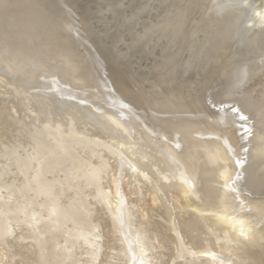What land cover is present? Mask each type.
<instances>
[{
    "label": "bare ground",
    "instance_id": "bare-ground-1",
    "mask_svg": "<svg viewBox=\"0 0 264 264\" xmlns=\"http://www.w3.org/2000/svg\"><path fill=\"white\" fill-rule=\"evenodd\" d=\"M222 1H223L224 5L230 6L227 8H229L231 13H234L237 15V17H235L236 19L238 18L237 24L232 23L234 25L233 26L234 31H232L233 34H231V38H230L231 39L230 43L232 45V49L229 53L239 57V60L241 62L242 71L246 75L250 76V78L253 81L250 84V86L254 85L252 88L260 89L262 87V83H264V0H222ZM2 5H4V4H2ZM11 13L12 12H10V15H8V16H10V18H11V15L13 14V13L12 14ZM13 16H15V15L13 14ZM71 17H72V15H71ZM1 18H3V16ZM69 18H70V16H69ZM8 21H11V20H8ZM67 21L70 22L69 19ZM71 24H72V22H71ZM10 26H9V28H11ZM69 27H71V25ZM70 30H72V32H73V29L70 28ZM70 30H65V31L66 32L68 31V33H71V32H69ZM231 30H233V28ZM11 34H13V32ZM73 34H74V32H73ZM73 34H72V36H73ZM50 35H49V37H50ZM8 36H9V34H8ZM81 39H83V38H81ZM54 40H55V38H54ZM73 40H75V39H73ZM4 41H8L9 46L12 45V44L10 45L9 40L5 39ZM26 41H27V39H26ZM55 41L57 42V40H55ZM77 41H78V39H77ZM79 41H82V40L79 39ZM62 42H64V41H62ZM1 43H2V41H1ZM27 44H29V43H27ZM21 45H23V44H20V46ZM67 45H68V43H67ZM82 45H83V43H82ZM82 45L80 44V46H82ZM87 45H89V44H87ZM1 46H3V45H1ZM89 47H87V48H89ZM12 48H14V47L12 46ZM56 48H55V50H56ZM0 49L2 50V47ZM7 49L10 50L11 47L7 48ZM7 49L4 52L8 51V53H9V50H7ZM18 49L21 50V48H19V46H18ZM18 51L16 50V52H18ZM21 51L22 52H18V53H23V48ZM65 51H67V50H65ZM10 52L12 53L11 50H10ZM56 52L58 53V51H56ZM59 52H61V51H59ZM15 53L14 54L9 53L10 55L7 54L6 56H10V57L15 56ZM81 53H82V51H81ZM85 53H87V52H85ZM5 54L6 53H4L3 55H5ZM23 54H21V55L23 56ZM69 54H67V55H69ZM27 55L25 52L26 60H28ZM29 55H33V54H29ZM6 56H3V58L4 57L7 58ZM18 56L20 57V55H18ZM93 56H95V55L93 54ZM96 56H99V55H96ZM10 57H8V58L10 59ZM31 57L29 56V58H31ZM81 57H83V55H81L79 58L80 59L84 58V57L83 58H81ZM229 57H231V55ZM3 58L0 57V59H3ZM8 58L5 61H8L9 60ZM20 58H19V60L23 59V57H22V59H20ZM85 58H86V56H85ZM224 58H225V56H224ZM35 59H37V58H35ZM35 59H32V60H35ZM42 59H39V61ZM100 59L101 58H99L98 60L100 61ZM225 59H228V58L226 57ZM228 60H226V61H228ZM5 61H3V63H5ZM13 61H10V62L13 63ZM35 61H33V62H35ZM44 61H43L44 63H42V62L41 63L45 66V63L47 62L46 66H48V63H49L48 60L47 61L44 60ZM86 61L87 60H83V62H86ZM93 61H95L94 58H93ZM93 61L91 60L90 63H88V65H86V63L79 62V64L76 66L81 67L84 64L85 66H82L84 68L85 67L88 68L90 65L92 67V65L94 64ZM96 61H97V59H96ZM99 61L95 62V64L96 63L99 64ZM101 61H102V59H101ZM226 61H224V62L226 63ZM25 62H27V61H25ZM102 62H104V61H102ZM229 62L230 61H228L226 64H229ZM61 63H60V65L62 67L63 65ZM66 63H67V61H66ZM80 63H82V64H80ZM0 64H2L1 60H0ZM6 64H9V63L7 62ZM15 64H16V66L17 65L19 66V64L14 62V66H15ZM32 64H34V63H32ZM95 64H94V66H95ZM4 65L5 64H3V66ZM20 65H21V63H20ZM23 65H24V63H23ZM49 65H50V68L55 66V64L52 66V63ZM66 65H67V67L69 66V64H66ZM66 65L64 63V66H66ZM16 66L14 68L12 66L10 67L14 70L13 72H11V74L15 72ZM69 67L68 68L70 70L72 68V66H69ZM93 67L91 69H93ZM96 67H99V66L97 65ZM225 67H227V66H221V67L217 68V72L214 73L213 75L210 72L211 75H209L208 79L203 84L202 83L200 84L201 88H203L202 89L203 94H202V98H201L202 100L199 104L195 103L197 105L194 107L196 111L200 110V113H198L194 116L192 115L193 117L190 116L187 111H184V110L180 111V110L175 109L174 104H176V102L178 104V100L176 99V102L174 103L175 100H173L171 98V95L167 92L166 87L164 85L162 86L161 84H159L158 86L156 84L154 85L155 87L157 86L156 89L159 90L160 93L159 94L156 93V94L151 95L153 98L150 96L152 98V102L150 105H146V106L144 105L143 106V104H142V107H137V108L120 107V106L117 108V106H116V108L110 110V109H108L109 104H107V103L103 104L101 102L103 99L101 100V98H99V97L98 98L101 100L99 102L101 104L99 102H97L93 97L89 98L86 95L87 98H83L85 96L84 91L80 90V92H79V88H77L78 90L75 88V87H78L79 86L78 84L81 82L80 79H78L80 76L78 75L79 76L78 78L75 76V74H78L77 70H75L74 72H73V70H70V71H72V72H70L68 69L66 70V68L64 67L66 71H69L70 73L73 74V75H68L69 76L68 79H65L68 81H67V83H65L64 87L58 86L59 81L57 83V80L55 79L56 77L53 76V74L51 72H49V70L48 71L44 70L46 72V73L42 72V73H44V75H42V73H40V75L44 76L43 80L45 79V81H43V82H47V84H48L49 83L48 80L52 79L53 82L56 81L55 84H57V85H55V87H53V89L55 90V93L51 94V98H53L57 93L60 95L61 100L65 103L70 102L72 99H76L77 103H75L76 104L75 107H77V108L83 107V108H86L87 110L88 109L91 110L89 112H91V113L93 112L94 115H91V117L89 118L90 119L89 123L92 125L102 127L103 128L102 131L104 133L108 134L110 136V139H107L106 141L102 140V139L99 140V138L97 139L94 137H92L91 139H88V137L92 136L90 134V133H92L91 131L88 132L90 134V136L87 135L88 136V137L86 136L87 138L81 137L83 134L80 137L75 136V135H74L75 137H72L71 135L66 136V134L63 135L61 130H60V127H58L59 125H58L57 120L53 119L57 122L56 123L57 125L53 127V124H50V122L53 120L50 121V117H48L49 118L48 119L46 115H45V117L47 118L46 120H49L48 121L49 124L47 121L41 122V120L40 121L37 120V121L41 122V123H39V122H36V120L34 119L35 121L32 120V123L30 125L28 124L27 127L22 128L21 126H19V123H13L12 129L9 130L8 132L13 134V136H15V138L21 139L23 141L22 142L23 145L26 142V144L29 145V148L33 150L32 153L34 152L33 154H31L34 156H30L29 152L27 153V154H29L28 157H31L30 159L29 158L26 159V156L23 155L25 157V159L28 161H26L25 159H24V162H23V160L21 161V163L19 161L18 163H20V165L19 166L17 165L18 171L15 173V174L19 173L18 176L16 175V177H19V175H20L19 179L22 177L20 180H23V181L27 180L28 182L30 181V182L36 184V189H32V191H30L29 193H33V190H34V192L38 193L37 195L35 194L37 196V199H38V197H39L38 195H41L40 198L47 196V195H48L47 197H49V196H51L50 195L51 193H54V195H55L56 194L55 192H57L55 190H58L60 188V186H58L59 188L55 189L53 184L52 185L47 184L44 181V178L46 175H44L43 172H47V169L44 171V169H42L43 164L41 165V163H45L44 162L45 160H46V162H49V160L52 156L55 165L50 164V162L53 160H51L48 163L52 167H55L57 165V163L60 164V162H61V164L70 162V165H73L72 169H71L69 166V163L67 164L70 168V169L68 168L70 171H68V175L66 174L64 180L66 181V183L67 182L68 183L71 182V183L70 184L65 183L66 187L63 186L62 191H65V192L66 191H70V192L74 191L73 193L77 194L76 195L77 198H74V196L72 198L71 195L73 193L71 192V195H70L71 199H68V202H65V201H67V199L63 198L62 197L63 195L62 196L60 195L62 198L57 197V199H58L57 201H59V199L61 198L62 200L63 199L65 200V201H62V203L65 202L66 204L64 203L65 205H59V202L61 201V199L58 202V204H53L51 202L53 205V206L51 205L52 208L49 207L47 209L48 205L46 204L47 205V207L45 206L46 209L49 211L51 209V213L48 214L45 212V214H44L42 212L43 211L42 209H45L44 207H42V209H41V208H35L36 206H34V207L31 206V204L29 202L32 201L33 198L30 201L28 199L29 202L22 201V202L17 203V201H15L16 197L14 198L11 196L12 195L11 193H14V191H11V190L7 191L6 190L7 188H5V190L7 191V194H10V195H8V196L6 195L7 198H5V197L1 198L0 197V245H2V248H0V264H62V263L64 264L65 257L66 258H73L74 256L75 257L78 256L77 262H79L80 261L79 259H82L80 257L81 255L84 258L79 262L81 264H96V263L97 264H112V262H113V264H237L236 261L232 260L231 256H227V254H224V251L222 248L216 250L215 248H213V245L214 244L217 245L218 242L220 244V240H225L226 244L228 242L230 243V242H234V241L240 242V240L241 241L242 240H245V241L248 240L249 241V239L255 235L254 234V228L251 226V222L247 218V214H246V216L243 215V212L241 213V211H242L241 206L237 205L238 203L240 204V202L237 201L238 202L237 204L233 202L234 205H232V208L230 209V205L228 203L229 202L232 203V202L230 201L231 199H229L227 194L230 191L232 192L235 188H238L240 186L243 187L245 185L244 182L247 181L248 179L251 180L252 176L254 175V173L256 171H257L256 172L257 176L259 177L260 172H258V171H259V169L263 168L261 166H263V164H264V116H263L264 113H263V111L261 112V110L258 108L259 105H255L256 103H254V101L251 100V97L253 95L251 96V95H249L250 93H247L250 91V89H249V91H247V86L243 87L242 89H239L238 93L231 94V92H230L229 93L230 95L226 94L227 96H225L223 94L224 96L221 95V96H223L222 98H221V96L218 95L220 97L218 99L213 97L214 91L220 89V86H223L222 85L224 82L223 80L227 77V75H224V74H226V73H224ZM22 68L24 69L25 66H23ZM22 68H21V70H22ZM41 68H39V69H41ZM48 68H49V66H48ZM7 69H9V68H7ZM12 69L10 71H12ZM18 69H19V67H18ZM21 70L16 71V72H18L19 75L22 74L21 76H23V74L26 72V68L24 71H22L24 73H21ZM87 70H86V72H87ZM94 70H97V69L95 68ZM31 71H32V69H31ZM31 71H27V73H28L27 83L28 84L31 82L29 78H33V76L32 77L29 76V75H32ZM35 71L36 70H33V72H35ZM38 72H40V71L38 70ZM38 72L36 75H35V73H33L35 77L37 75H39ZM69 72L67 74H69ZM91 72H92V70H91ZM102 72L103 71L101 69V73ZM6 73L4 72V75ZM11 74L9 73L8 75L11 76ZM96 74H97V71H96ZM103 74H105V73L103 72ZM107 74H108V72H107ZM109 74H108V77H109ZM8 75H6V76H8ZM16 75H17V73H16ZM40 75L38 76L39 79L41 78ZM62 75H64V74H62ZM110 75H112V74H110ZM2 76H3V74L1 72L0 78ZM14 76H15V74H14ZM14 76H11L10 81H12V83L14 81L19 80V77H17L18 80L13 79L14 80L13 81L12 77L15 78ZM91 77H93L92 74H91ZM105 77H103V78L105 79ZM8 78L10 79L9 76L7 77V79ZM25 78L21 79L23 81V82L21 81L22 83H24ZM61 78H63V76ZM95 78H97V77H95ZM99 78H101V77H99ZM103 78H102V80H103ZM9 79H8V82L5 79L6 82L9 83L8 86H10V84H11L9 82ZM31 80H33V82H32L33 84H35L34 82L37 81V80H34V78ZM40 81H41V79H40ZM40 81L38 80V82H40ZM18 82H19V86H20L21 82L20 81H18ZM103 82H104V80L101 83L103 84ZM109 82H106V81L104 82V84L106 83L105 84L106 87L108 86L107 83H109ZM111 83H112V81H111ZM111 83H109V84H111ZM28 84H26V81H25V86ZM33 84H32V86H36V84L35 85H33ZM39 84H41V83H39ZM226 84H225V86H226ZM4 85H5V83H4ZM30 85H31V83H30ZM30 85H28V86H30ZM45 85H46V83H45ZM84 85H85V83H84ZM103 85H101V87ZM147 85H149V83ZM16 86H18V85H16ZM50 86H51V84H50ZM98 86H100V85H98ZM111 86H113V83ZM114 86H115V83H114ZM143 86H145V85H143ZM22 87H24V86H22ZM22 87L20 89H22ZM43 87H45V86H43ZM47 87L51 88V87H49V84ZM92 87H93V89L95 88L94 85ZM106 87H104V88H106ZM109 87H107V88H109ZM80 88L82 89V87H80ZM107 88L105 89V91L108 92V93L106 92L108 95L107 96L104 95L106 97L105 99H108V98H111V100L114 99L112 94H111L112 97H108L109 92H110L108 90H111L110 93H113V92H112L111 88L108 90H107ZM147 88H148V86H147ZM8 89L9 88H6L4 90H8ZM95 89H97V88H95ZM99 89H101V88H99ZM99 89H97L98 92L101 91ZM121 89H122V86H121ZM16 90H18V89H16ZM39 90H41V89H39ZM76 90H77V92H76ZM102 90H103L102 92H105L104 89H102ZM89 91H91V90H89ZM11 92L9 91V94ZM40 92H42V91H40ZM85 92H88V91H85ZM91 92L92 93H89V94H93V92H95V90L94 91L92 90ZM102 92H99V93H102ZM122 92H123V94H126V92L124 93V90ZM122 92H120V93H122ZM143 92H145V91H143ZM5 93L7 94V96L9 95L6 91H5ZM5 93L3 94L4 96H5ZM114 93L116 94V92H114ZM120 93L118 92V94H120ZM222 93H224V92H221V94ZM97 94H95V95H97ZM171 94L175 95L173 92ZM10 95H12V94H10ZM95 95H93V96H95ZM120 95L122 96V94H120ZM120 95H118V96H120ZM162 95L164 98L160 97ZM36 96H39L40 100L44 99V97H45V95L41 96V95H39V93L36 94ZM99 96H101V95L99 94ZM125 96L126 95H124V97ZM49 97H50V94L48 93L47 97H45V98H48L47 99L48 104L50 102ZM200 97L201 96H199V98L197 97L198 98L197 100H199ZM2 98H4V97H2ZM79 98H83L84 100L82 101ZM95 98H97V97H95ZM121 98L119 100H121ZM127 98H125V99H127ZM258 98H256V99H258ZM0 99H1V97H0ZM135 100L136 99L134 98V101ZM146 100H148V99H146ZM2 101L7 102L8 100H3V99L0 100V102H2ZM30 101H32V100H30ZM21 102L19 100V102H17V104L21 103ZM23 102H24V100H23ZM32 102H33V104L35 103L34 101H32ZM32 102L29 103V101H28L26 103H29L28 104V106H29ZM104 102H107V101H104ZM123 102H124V99H123ZM7 103L9 104L10 102H7ZM15 103H16V101H15ZM50 103H53V102H50ZM117 103H118V101H117ZM142 103H144V102H142ZM148 103H150V102H148ZM230 103H233L236 105V107H237L236 112L235 111L232 112L231 109H229L227 107L222 108V109H217V106H219V105L230 104ZM124 104H126V103H124ZM22 105H24V104L22 103ZM35 105L31 104L32 107ZM162 105L164 107L166 106V108H165L166 111H163L164 109L162 110ZM32 107H30L31 112H32ZM38 107H44V106H37V108L36 107H34V108L38 109ZM64 107H66V106H64ZM13 108H15V107H12V109ZM45 108L47 109V107H45ZM45 108H44V110H45ZM71 108L72 107L70 106V110H71ZM77 108H74L75 111L77 113L81 112L79 110L77 111ZM1 109H2V107H1ZM3 109H6V108H3ZM39 109H42V108H39ZM54 109L52 108L50 111L52 114H53L52 111ZM61 109L64 110V108H61ZM167 109H169V111ZM47 110H46V113L49 112V110H48V112H47ZM57 110H59V108ZM80 110H81V108H80ZM191 110H192V108H191ZM27 111H29L28 108H27ZM69 111H68V113H69ZM36 112L37 111L35 110V113ZM43 112L45 114V111H43ZM43 112H41V113L43 114ZM71 112H72V110H71ZM100 112H103L105 115L101 117L99 115ZM163 112H165L164 113L165 115L163 114ZM166 112L171 113V115H169V113H168V115H166ZM3 113H5V112H3ZM3 113H0L1 118L3 116L5 118L7 115L11 116L10 114H13V112H11L10 110H9V113L7 112L8 114L6 113L7 114L6 116H5V114L2 116ZM27 113L31 114L30 112H27ZM33 113H32V116H33ZM51 113H48L49 116ZM193 113H195V112H193ZM37 114L40 115V113H37ZM37 114H35L36 119L38 116ZM55 115H57V114H55ZM63 115H67V114L64 113ZM63 115H61V116H63ZM83 115L81 114V116H83ZM13 116H15V115H12L11 117H13ZM32 116L30 115V117H32ZM41 116L44 117V115H41ZM41 116H39V117H41ZM61 116H59V117H61ZM43 117H41V118H43ZM57 117H58V115H57ZM71 117H73V115ZM97 117L99 119H102V121H100V122H99V120L97 121V119H98ZM41 118H39V119H41ZM68 118H69V116H68ZM83 118H85V117H83ZM63 119L66 120V118H63ZM79 119H82V118H79ZM73 120L75 121V119H73ZM25 121L26 120H23V122H25ZM77 121L78 120H76V122ZM82 121L84 123V120H82ZM242 121H244V122H242ZM59 122L62 123L61 120ZM66 122H68V121L66 120ZM76 122L72 123V121H69V123H71V124H74ZM86 123L89 124L88 122H86ZM86 123H84V124H86ZM66 124H68V123H66ZM2 125H3V123H2ZM64 125L65 124L63 123V125H62L63 130H64V128H63ZM66 126H68V125H66ZM70 126H68V128ZM74 126H76V125H74ZM89 126L92 127L91 125H89ZM247 127L249 128V131L243 134L242 130L246 129ZM74 128L70 127V129H74ZM84 128H85V125L83 126L82 131L84 130ZM80 129H81V127L79 128V130ZM95 129H97V128H95ZM114 129H117L118 131L120 130V133H121V134L119 133L120 136L118 135L119 137L117 139L113 138L114 137V134H113ZM76 130H78V129H76ZM91 130H92V128H91ZM78 131H75V129H74V133L78 132ZM87 131L88 130L86 129V132ZM98 131H99V129H98ZM97 132H95V133H97ZM82 133H84V132H82ZM5 134H6V132H5ZM97 135H99V133ZM240 135H243L240 138V141H242V143L236 144L235 140ZM246 135L247 136L251 135V137H246ZM101 136L103 137V135H101ZM3 138H5V137H3ZM104 138H106V137L104 136ZM17 139H15V140L17 141ZM2 140H7V139H2ZM9 142H11V141H9ZM9 142H7V143H9ZM16 145L17 144L15 143L14 146H16ZM23 145H21V146H23ZM9 146L12 147V145H10V143H9V145L8 144L5 145V148H6V150L9 149V151H10ZM23 147L25 148V146H23ZM242 147H245L243 151H242ZM2 148H4V147H2ZM26 148L24 149L25 152H27ZM29 148H28V151H29ZM13 151H14V148H13ZM100 151H101V153L103 152V155L102 154L100 155V153H99ZM6 153H7V151H6ZM13 154L11 152L9 156H11ZM15 154H16L15 156H17V153H15ZM18 154H19V152H18ZM27 154L25 153V155H27ZM9 156H8V158H9ZM45 156H48L47 158H49V159H44ZM56 156H58V157H56ZM99 156L101 157V159L99 158ZM242 156H244V160H243L244 165L242 163L240 164V161L242 160ZM1 157H5V156H1ZM1 157H0V159H1ZM18 157H21V156L18 155ZM32 157H34V158H32ZM11 158L13 160L15 159V157L13 158V156H11ZM4 159L5 158H3V160ZM6 159H7V157H6ZM12 159H11V161H12ZM18 159L19 158H16L15 160H18ZM20 159H22V158H20ZM85 159H87L88 161H85ZM108 159L115 161L116 168L114 171H116V172L118 170L122 171V173H124V175L122 174L124 176V179H125V175H127L129 179L131 178L132 183L136 184V189H134V190L137 191V194H138L139 199H140V204L137 201V203L139 204L138 206H140V208L138 207L139 209L137 210V208H136V210H137V213L139 214V217L141 218L140 222L137 224L134 223L132 220V218H133L132 216H134V213H133L134 208L137 206V203H136V200H134V199L131 200V198L128 196L126 197V193L124 194V192H125L123 189L124 186H122L123 184L121 185L123 180L121 181V183H118V181L116 180V176L114 174H113L114 176L111 174L112 177L114 178L111 180L112 184H111V186H110V184L109 185L106 184V185H108L112 190L107 189V187L105 188V186H106L105 184H103L105 186L102 185V183L105 181L103 179L104 177L102 175L106 176V174H104V173L105 172L108 173L106 171V169L108 167V163H109L108 161H110ZM64 160H65V162H64ZM66 160H68V161H66ZM5 161L9 162V166H12L11 163L13 161L11 163H10V160L9 161L5 160ZM51 163H53V162H51ZM45 164L46 165H44V167L47 166V163H45ZM58 166H57V168H58ZM62 166L60 167V169L62 168ZM51 168H49V169L51 170ZM81 168L84 169V171H83V169L81 170L82 173L79 170ZM14 169H15V167H14ZM60 169H59V172H61ZM66 169H67V166H66ZM66 169H65V171H66ZM75 169L79 170V173L74 174V175H76L75 180L76 179L79 180L78 177L82 179V182L79 181V183L81 182L80 185H79V183H78V185H76L77 181L75 183L73 179H72L73 183H75V184L72 183V180H69L70 182L68 181L69 177L72 176V175L69 176L70 174L78 172V170L76 171ZM12 170L13 169H11V172H12ZM73 170H75L76 172L72 173ZM111 170H112V168H111ZM52 171H55V170H52ZM62 171L64 172V170H62ZM48 173L49 172H47L46 174H48ZM55 173H57V172H55ZM65 173H67V171ZM119 173L117 174V176L118 175L120 176ZM11 175H12L11 177L9 176L11 179L8 176H7V178H9L12 182L14 181L13 183H15V180L17 181V183H19L18 179L13 177V175H14L13 172L11 173ZM62 175H63V173H62ZM77 175H79V176H77ZM261 175L262 176H260L259 178L264 177V174H261ZM43 176H44V178H43ZM60 176L58 178H60ZM12 177L14 178V180H12ZM53 177H52V179H50L49 177L48 178H49V180H53L54 179ZM61 177H63V176H61ZM258 177L256 178L257 180L253 178L254 180L257 181V185L253 184V186H255V185H256V187L258 186V184H259L258 183V179H259ZM58 178H56L57 182H58ZM72 178H74V177L72 176ZM100 178H102V180H104V181L100 182ZM106 178H107V176H106ZM119 178H121V177H119ZM119 178H118V180H119ZM0 179H1V177H0ZM3 180H6L8 182V179H6V178L5 179L3 178ZM250 180H249V183H246V186L248 188H250V190H251V187H252L251 185L254 181H251V183H250ZM261 180L262 179H259L260 182H261ZM63 181H61V182L63 183ZM116 181H117V183H116ZM28 182L25 181V184L22 182L21 185L22 186L24 185L26 187V183L27 184L30 183V182L29 183ZM61 182L59 183V185H62ZM127 182H125L126 185H127ZM104 183H106V182H104ZM125 183H124V185H125ZM3 185H4V182H3ZM14 185L15 184H13V186ZM29 185H28V187H26V191L29 190L28 189ZM63 185H64V183H63ZM261 185L262 184L260 183L258 187H260ZM263 185H264V183H263ZM263 185L261 187H263ZM13 186L11 187L12 190H13ZM18 186L16 188L14 187V189L16 190L17 188H19ZM127 186H126L125 190L130 189V188L127 189ZM246 186L242 189H245ZM25 187L19 189L18 191L16 190L15 192L17 193L20 190L22 191V190H24ZM1 188H3V187H1ZM30 188H31V185H30ZM53 189H55V190H53ZM68 189H70V190H68ZM238 189L241 191L240 188H238ZM253 189H254V187H252V191H253ZM131 190H133V187H132V189H130V191ZM257 190H255V192ZM26 191L24 193H26ZM77 191H79V192H77ZM249 191H248V193H249ZM65 192L62 193L60 191L59 194L62 193V194H64V197H65ZM70 192H68V193H70ZM235 192H236V189H235ZM59 194H57V196ZM233 194H234V192H233ZM19 195H21V193ZM31 195H32V197L35 198V196H33V194H31ZM133 195H135V194H133ZM66 196H68V195H66ZM85 196H90V198L92 199V200H90V201H92V202H90L91 205L97 204L99 209L101 210V212H103L102 213L103 216L106 217L105 219H102V220L98 219V222L96 223V225H93V226L91 224L92 221H90L91 216L87 217L82 213V210H86L85 207H87V206H84L85 205L84 202H86L88 204V202L84 200ZM19 197L20 196H18L17 199ZM240 197H242V195L239 196L238 198H240ZM243 197H244V195H243ZM22 198L23 197H21V199ZM27 198H29V197L27 196ZM30 198H31V196H30ZM246 198H243V200H245ZM86 199H87V197H86ZM252 199L253 198H251V200ZM35 200L36 199H34V201ZM243 200L241 199V201H243ZM49 201H51V200H49ZM42 202H43V204H45L44 203L45 201H42ZM32 203L34 205L39 204V202H38V204H36L35 202H32ZM39 205H41V203ZM92 206L90 207V209L92 208ZM91 212H92V210H91ZM91 212H90V214H91ZM94 212L95 211H93V213ZM99 214H101V213L99 212ZM139 217H138V219H139ZM258 219H260V218H258ZM259 229H261V228H259ZM9 235L19 237L20 238L19 245H15L16 241H14V240L12 241L11 238H10L11 241L8 242L6 240V238H8L7 236H9ZM49 240L50 241H52V240L57 241L58 240L59 245H57L55 243V245L58 247H56L54 245L55 246V248H54L50 244H48ZM108 240H109V242H108ZM29 242L32 245H30L29 250L27 251V255H22V256L16 257L15 253H19L18 250H20V248H23V247L29 245ZM74 242L75 243L78 242V245L82 248V252H78V250H80V248L78 250L76 249L77 251L72 249V247L75 245ZM105 242H107V243H105ZM60 243L64 244V245L60 246ZM47 244L49 246H51V248H49V247L45 248L46 246H48ZM67 244H69V245H67ZM67 247H69V248H67ZM227 247L230 248L229 245H227ZM238 247L236 249H238ZM58 248L62 249V250H60L61 252L63 251L62 253H60L59 251L58 252H59V254H62L64 258L58 257V255H59L57 253V250H59ZM10 250L13 252H11ZM64 250H66V251H64ZM224 250H225V252L228 251L227 249H224ZM246 250H248V249H246ZM250 250H252V249H250ZM255 251H256V249H255ZM76 252H78V253H76ZM243 255H244V253H243ZM233 256H234V254H233ZM245 257H246V255H245ZM75 259H77V258H75ZM62 260H64V261H62ZM242 261H243V259H242ZM71 264H72V262H71ZM239 264H240V262H239ZM248 264H249V262H248Z\"/></svg>",
    "mask_w": 264,
    "mask_h": 264
},
{
    "label": "rangeland",
    "instance_id": "rangeland-1",
    "mask_svg": "<svg viewBox=\"0 0 264 264\" xmlns=\"http://www.w3.org/2000/svg\"><path fill=\"white\" fill-rule=\"evenodd\" d=\"M2 4H4V5H2ZM227 7H230V6L224 5L222 0H0V36H1L0 40L2 41V43L0 41V48L2 47V50L0 49L1 50L0 51V55H1L0 57L3 58V56H6L7 54L8 55L14 54L16 52V50L17 51L19 50L18 46H19V48H21V50L23 48V53H24V54L23 53H18V52H22L21 50H19L18 52L15 53V56H11V57L10 56H6L7 58L10 57V59L8 58L9 59L8 61H5V60H7V58H5V57H4L5 59L4 58L0 59L2 61V64H0V66H1L0 67V76H1V72L3 74V76L0 78V83H1L0 84V97H1L0 100L3 99V100H8L7 102H10L9 104L6 101L0 102V113L5 112V113L2 114V116L4 114L6 116L9 113V110H10L11 112H13V114H10V115L11 116L15 115V116H13L14 118L9 116V115H7L8 117L6 116L7 118L6 117L4 118V116L1 118V116H0V125H1L0 126V137H1L0 138V147H1L0 148V155L1 156H5V157H1L0 156L1 157V159H0V163H1L0 164V177L2 179V180L0 179L1 180L0 181V188L3 187V188L0 189V197L1 198H4V197L7 198V196L10 195V194H7V191L11 190V191H14V193H11L12 194L11 196L14 197V198L16 197L15 201H17V203L18 202H22V201L29 202L33 198V200L29 202L31 204V206H33V207L36 206L35 208H41V209H42V207H44L46 209L47 205H48L47 209L49 207L52 208V206H53L52 203L53 204H58V202L60 201V199L62 197L66 198L67 201H65L64 199L63 200L61 199V201L59 202V205H65L66 204L65 202H68V199H71V196H72V198H73V196H74V198H77V196H76L77 194L73 193L74 191H71L73 193L72 195H71L70 191H66V192L62 191L63 190L62 187L63 186L66 187V184L68 183V182L66 183L64 178H65L66 174L68 175V171H70L69 170L70 168L72 169L73 165H70V162L62 163V164L60 162V164L57 163V165L55 167H52L51 166L52 164L55 165L52 156H51V158L49 160V162L51 160H53V161H51L53 163L50 162L51 165L48 164L49 162H46V160H45L44 162L47 163V166L44 167V165H46L45 163H41V165L43 164L44 168L41 165L40 166L42 167V169H44V171L47 169V172H49L48 174H46L47 172H43V174L46 175L45 178L43 176L45 183L51 184V185L53 184L55 189L59 188L58 186H60V188L58 190L53 189V190L57 191V192L54 191L56 194L54 195V193H51L50 194L51 196H49L50 198L47 197L48 195L44 196V197H41V198H40L41 195H38L39 197L37 199L36 195L38 193L34 192V190H33V193H29L30 191H32V189H36V184L29 181L31 183L30 184L27 180H25V181L28 182L31 185V188H30V185L26 183V187H28V185H29V188H28L29 190H27L28 192L26 191V187L24 185L23 186L21 185L22 182L25 184V181L20 180L22 177L19 179L20 175H19V177H16V175L18 176L19 173L18 174H15V173L18 171L17 165L19 166L22 160L24 162V159H25L24 156H26V159H28V158L30 159L31 157H28L29 154H30V156H34V155H31L34 152L32 153L33 150L29 148V145L26 144V142L23 145V143H22L23 141L21 139L15 138V136H13V134L8 132L9 130L12 129L13 123H19V126L24 128V127H27L28 124L30 125L32 123V120H34V119L36 120V122H39L40 120H41V122L42 121L43 122H46V121L48 122L49 120H46V119L48 117H50V121L53 120V119L57 120L58 125H59L58 127H60V130H61L63 135L66 134V136L67 135H71L72 137H75V136H79L80 137L83 134L81 137L87 138L91 134L92 136L88 137V139H91L92 137L97 138V139L99 138V140L102 139V140H105V141L107 139H110V136L102 131L103 130L102 127L96 126V125H92V124L89 123V120H90L89 118L91 117V115H94L93 112L92 113L89 112L91 110H89V109L87 110L86 108H83V107H80L81 108V110H80V108L75 107L76 106L75 103H77L76 99H72L70 102L65 103V102H63L61 100L60 95L57 94V93H56V95L53 98H51V94L55 93V90L53 89V87H55V85H57V84H55L56 81L53 82L52 79H51V80H48L49 87H51V88L47 87L48 86L47 82H43V81H45V79L43 80L44 76H42V75H44V73H42V72H45L44 70H46V71L49 70V72H51L53 74V76L56 77L55 79L57 80V83L59 81L60 84L58 83V86H62V87H64L65 83H67L68 80H65V79H68V77H69L68 75H73L72 73H70V72H72L70 70H73V72L75 70H77L78 72L77 71L76 72L78 74H75V76L77 78L80 76L78 79H80L81 82L78 84L79 86L77 85L78 87H75V88L76 89L79 88V92H80V90L84 91L85 96L83 98H87V97L91 98V97H93L97 102H99V101H101L103 99L101 102L103 104L104 103L109 104V106H108L109 108L108 109H110V110L116 108V106H117V108L119 106L120 107H134V108H137V107H142V104H143V106L144 105L145 106L146 105H150L151 102H152V98H153L151 95L156 94V93L157 94L160 93L159 90L156 89V87L159 84H161L162 86L164 85L166 87L167 92L171 95V98L173 100H175L174 103L176 102V99L178 100V104H177V102H176V104H174L176 110H180V111L184 110V111H187L190 116H192V115L194 116V115L200 113V110L196 111L195 108H194L202 100L201 98H202V94H203V92H202L203 88H201L200 84L201 83L203 84L208 79L209 75H211V73H212V75L214 73H216L217 72V68H219L221 66H227L224 69V73H226L224 75H227V77L223 80L224 82L222 81L223 82L222 85L224 87L220 86V89L214 91L213 97L218 99V98H220L219 96H221L223 94L225 96H227L230 92H231V94L238 93L239 89H242L243 87L247 86V91H249V89H250V91L249 92L246 91V92L250 93L249 95H251V96L253 95L252 96L253 98L251 97V100H253L254 103H256L255 105H259L258 108L261 110V112L263 111V113H264V89H263L264 88V83H262V87L260 89L252 88L254 85L250 86V84L253 81L250 78V76L246 75L242 71L241 62L239 60V57L229 53L231 51V49H232V45L230 43V41H231L230 38H231V34H233L232 31H234V27H233L234 25L233 24H237L238 18L236 19L235 17H237V15L234 14V13H231L229 8H227ZM10 12H12L15 16H13V14L11 13L12 15H11V18H10V16H8V15H10ZM71 15H72V17H71ZM2 16H3V18H1ZM69 16H70V18H69ZM67 18L70 20V22L67 21L68 20ZM8 20H11V21H8ZM71 22H72L73 25L71 24ZM70 25H71V27H69ZM9 26L11 28H9ZM70 28L73 29L74 34H73L72 30H70ZM232 28H233V30H231ZM65 30H70L69 32H71V33H68V31L66 32ZM12 32H13V34H11ZM7 33L9 34V36H8ZM72 34H73V36H72ZM49 35H50V37H49ZM79 36L80 37L82 36L81 38H83V39H81ZM54 38H55V40H57V42L54 40ZM72 38L75 39V40H73ZM5 39L9 40L10 41V45L11 44L12 45L9 46V44H8L9 42L8 41H4ZM26 39H27V41H26ZM77 39H78V41H77ZM79 39L82 40V41H79ZM62 41H64V42H62ZM27 43H29V44H27ZM67 43H68L69 46L67 45ZM82 43H83V45H82ZM20 44H23V45H21L22 47L20 46ZM80 44L82 46H80ZM87 44H89V45H87ZM1 45H3V46H1ZM12 46L14 48H12ZM10 47H11L10 50L12 51V53L10 52L9 49H7V48H10ZM87 47H89V48H87ZM5 48L7 50H9L10 54L8 53V51L4 52V51H6ZM55 48H56V50H55ZM65 50H67L69 53L70 52L71 53L69 54ZM56 51H58V53ZM59 51H61L62 53L59 52ZM81 51H82V53H81ZM1 52L3 54L4 53H6V54L3 55ZM25 52H26V55L27 54L28 55L29 54H33V55H29L30 57L31 56L32 57L29 58V56L27 55V59L28 60H26ZM85 52H87V53H85ZM21 54H23V56ZM67 54H69V55H67ZM93 54L95 56L96 55H99V56H96L97 57L96 58L95 56H93ZM18 55H20L21 58ZM81 55H83L84 58L81 57L83 59L79 58ZM230 55H231V57H229ZM17 56L20 59H22V57H23V59L19 60V58ZM85 56H86V58H85ZM224 56H225V58L227 57L229 60L225 59ZM98 57L101 58L102 61H104L105 63L102 62L101 59H100V61H101L100 62L98 60L99 59ZM35 58H37V59H35ZM42 58L44 60H46V61L48 60L49 68H48V66H46L47 62L45 63V66L42 64V63L45 62ZM93 58H94L95 61H93ZM32 59H35L36 61L32 60ZM39 59H42L44 62L42 60L39 61ZM96 59H97V61H99V64L96 63L99 67H96L97 66L95 64V62H97ZM83 60H87V61L83 62ZM91 60L95 64V66H94V64L92 65V67L94 66L93 69H91L92 68L91 65L88 68L82 67V66H85L84 64L81 67L80 66L79 67L76 66V65L79 64V62H83V63H86V65H88V63H90ZM226 60L230 61L229 64H226L228 62ZM3 61H5V63H3ZM10 61H13V63H11ZM21 61L24 63V65H23V63ZM25 61H27V62H25ZM33 61H35V62H33ZM66 61H67V63H66ZM224 61H226V63ZM7 62L9 64H6ZM14 62L19 64V66L17 65L19 67V69H18V67L15 64V66H16L15 72L16 71H20L21 68L23 66H25L26 72L25 73L22 72V71L25 70V68L24 69L22 68V70H21V73H24L23 76L25 75L24 77L21 76L22 75L21 73H20L21 75H19L18 72H16L17 75H16L15 72L12 73L13 75L11 74V72H13L14 70L12 68H10V67L11 66L13 68L15 67L14 66ZM59 62L60 63L62 62L61 64L63 66H64V63H65V65L69 64V66H72L73 69L71 68L69 70L70 67L68 66L69 67L68 68L67 65H66L64 67L66 68V70L68 69L70 72L66 71L63 66H62L63 68L61 67ZM20 63H21V65H20ZM32 63H34V64H32ZM51 63H52V66L54 64H55V66L50 68L49 64H51ZM3 64H5V65L3 66ZM80 64H82V63H80ZM7 68H9V69H7ZM39 68H41V69H39ZM95 68L97 70H94ZM11 69H12V71H10ZM31 69H32V71H31ZM101 69L106 75L103 74V72L101 73ZM33 70H36L37 72L39 70L40 71V72H38L39 75H40V73H42V75H40V77H41L40 79H41L42 82L38 78L39 75H37L36 77L34 76L33 73H35L36 71L33 72ZM86 70H87V72H86ZM91 70H92V72H91ZM27 71H31L32 75H29V76L30 77L33 76L34 80H37L36 82H34L36 84V86H32L33 80H31V79H33V78H29L30 81H31L30 82L31 85H30V83L29 84L27 83V80H28L27 79L28 78L27 77L28 76ZM96 71H97V74H96ZM4 72L5 73L7 72V73L4 75ZM37 72L35 73V75L37 74ZM68 72H69V74H67ZM107 72H108V74L111 72L110 74H112V75L109 74V77H108ZM9 73L11 74V76H14V74H15V76H14L15 78L12 77V80L13 79L14 80H18L17 77H19L18 81H20V82L22 81L21 80L22 78L26 77L25 78L26 84H28L30 86H28V85L25 86V81H24V83H22L23 82L22 81L20 83L21 84L20 86H19V82L18 81H14L13 80L14 82L12 83V81H10L11 80V76L8 75ZM62 74H64V75H62ZM91 74H92L93 77H91ZM6 75H8L10 77V79L8 78L9 82L11 83L10 86H8L9 85V83H7L8 82V79H7L8 76H6ZM101 75L102 76L104 75L103 77L106 76L105 79ZM62 76H63V78H61ZM95 77H97V78H95ZM99 77H101V78H99ZM2 78L3 79L5 78L7 80V82H6L5 79L3 80ZM102 78H103L104 82L105 81L106 82L110 81L109 83H111V81H112L113 86H111L112 83L111 84L107 83L108 84L107 87L110 86L109 88H107L105 86L106 83L104 84V82H103L104 85L101 83L103 81ZM38 80L40 82H38ZM141 82L142 83L144 82V83L142 84ZM4 83H5V85H4ZM39 83H41V84H39ZM45 83H46L47 86L45 85ZM84 83H85V85H84ZM114 83H115L116 87L114 86ZM148 83H149V85H147ZM224 83L225 84L227 83L226 86H225ZM35 84H33V85H35ZM50 84H51V86H50ZM155 84L157 85L156 87L154 86ZM16 85H18V86H16ZM93 85L97 89L101 88V89H99V90H101L99 92H102L103 91L102 89H104V91H105L106 88H107V90L111 88L113 93H110L111 90H108V91H110L108 97H112L111 96V94H112L113 98L115 100L114 99L111 100V98H108V97H107L108 99H105L106 97L104 95L107 96L108 92L105 91V92L99 93L97 89H95V88L93 89V87H92ZM98 85H100V86H98ZM101 85H103L102 86L103 88L101 87ZM143 85H145V86H143ZM22 86H24V87H22ZM43 86H45V87H43ZM121 86H122V89H121ZM147 86H148V88H147ZM21 87H22V89H20ZM80 87H82V89ZM104 87H106V88H104ZM6 88H9V89L8 90H4ZM16 89H18V90H16ZM39 89H41V90H39ZM77 90H76V92H77ZM89 90H91V91L95 90V92H93V94H89V93H92ZM123 90H124V93L126 92V94H123V92H122ZM5 91L8 94H9V91L10 92L12 91L10 93L12 95L9 94L7 96ZM40 91H42V92H40ZM85 91H88V92H85ZM143 91H145V92H143ZM114 92H116V94ZM118 92L119 93L122 92V93H120V94H122V96L120 94H118ZM172 92L175 95H172L171 94ZM221 92H224V93L221 94ZM4 93H5V96L3 95ZM38 93L41 96L45 95V97H47V94L49 93L50 94L49 101L53 102V103L49 102V104H48L47 103L48 102V100H47L48 98H45V97H44V99L40 100L39 96H36V94H38ZM94 93L95 94L98 93L97 94L98 96L95 95ZM99 94L101 96H99ZM117 94L120 95V96H118ZM86 95H87V97H86ZM93 95H95V96H93ZM124 95H126V96L124 97ZM114 96L115 97L117 96L118 98L117 97L115 98ZM199 96H201V97H200L199 100H197L199 98ZM223 96H221V98ZM2 97H4V98H2ZM95 97H97V98H95ZM98 97L101 98V100ZM160 97L164 98L163 95L160 96ZM83 98H79V99L83 101L84 100ZM120 98H121V100H119ZM125 98H127L128 100L125 99ZM134 98L136 99L135 101H134ZM256 98H258V99H256ZM123 99H124V102H123ZM146 99H148V100H146ZM19 100H20V102L21 101L22 102L17 104V102H19ZM23 100H24V102H23ZM27 100L29 101V103L34 101L35 103L33 104V102H32L31 104L32 105L36 104V105L32 107L31 104H30L28 106L29 103H26V102H28ZM30 100H32V101H30ZM15 101H16V103H15ZM104 101H107V102H104ZM117 101H118V103H117ZM142 102H144V103H142ZM148 102H150V103H148ZM22 103L24 105H22ZM124 103H126V104H124ZM195 103H197V104H195ZM230 104H233V103H230ZM224 105H229V104H224ZM37 106H44V107H38V109H36ZM64 106H66V107H64ZM70 106L72 107L71 108L72 112L70 110ZM1 107H2V109H1ZM12 107H15V108L12 109ZM26 107L28 108L29 111H27ZM30 107H32V112H31ZM34 107H36V108H34ZM45 107H47V109L49 108L48 109L49 112H48V110ZM3 108H6V109H3ZM39 108H42V109H39ZM44 108H45V110H44ZM50 108L51 109L55 108L54 109L55 111L54 110L52 111L53 114L50 112L51 111ZM58 108H59L60 111L57 110ZM61 108H64V110L61 109ZM74 108H77V111L79 110L81 112L77 113ZM165 108H166V106L164 107L162 105V110L164 109L163 111H166ZM191 108H192V110H191ZM35 110L37 111L36 113H35ZM46 110H47L48 113H51L52 115L50 114V116H49V114L46 113ZM167 110L169 111V109H167ZM40 111L41 112L45 111V114H44V112L42 114ZM68 111H69V113H68ZM27 112H30L31 114H29ZM193 112H195V113H193ZM32 113H33V116H32ZM37 113H40V115L37 114ZM54 113L57 114L58 117ZM64 113L67 114V115H63ZM102 113L103 112L99 113V115L101 117L105 115L104 113L103 114ZM164 113L165 112H163V114ZM168 113L169 112H166V115H168ZM35 114L38 115L37 119H36ZM60 114L63 115V116H61ZM81 114L82 115L84 114V115L81 116ZM30 115L33 118L30 117ZM41 115H44V117L41 116ZM45 115L47 116V118L45 117ZM72 115H73V117H71ZM169 115H171V113H169ZM39 116H41L43 118H41ZM59 116H61V117H59ZM68 116H69V118H68ZM62 117L66 118V120L68 122H66V120L63 119ZM83 117H85V118H83ZM39 118H41V119H39ZM79 118H82V119H79ZM73 119H75V121ZM23 120H26V121L23 122ZM37 120H39V121H37ZM60 120L62 121V123L59 122ZM76 120H78V121L76 122ZM82 120H84V123L88 122L89 124H87V123L84 124ZM98 120H99V122L102 121V119H99V118L97 119V121ZM53 121H51L52 123L50 122V124H53V127H54V126L57 125L56 124L57 122L55 120H53ZM69 121H72V123L76 122L77 124L76 123L71 124V123H69ZM41 122H39V123H41ZM242 122H244V121H242ZM2 123H3V125H2ZM63 123L65 124L63 126L64 130L62 129ZM66 123H68V124H66ZM48 124H49V122H48ZM66 125L70 126L71 128L75 127L74 128L75 131H78L80 127H81V129L78 132L74 133V129H70V127L68 128V126H66ZM74 125H76V126H74ZM84 125H85V128L88 130L87 132H86L85 128L82 131ZM89 125H91L92 127H90ZM91 128H92V130H91ZM95 128H97V129H95ZM76 129H78V130H76ZM98 129H99V131H98ZM90 131L92 133L89 134L88 132H90ZM248 131H249L248 127L246 129L242 130L243 134L248 132ZM5 132H6V134H5ZM82 132H84V133H82ZM95 132H97V133H95ZM98 133H99V135H97ZM119 133H120V130L118 131L117 129H114L113 130L114 137L113 136L112 137L117 139L120 136V134H121V133L120 134ZM101 135H103V137ZM104 136L106 138H104ZM242 136L243 135H240V136L237 137V139L235 140L236 144L242 143V141H240V138ZM3 137H5V138H3ZM249 137H251V135ZM14 138L17 139V141ZM2 139H7L8 141L7 140H2ZM9 141H11V142H9ZM7 142H9L10 145H12V147L14 148V151H13V148L11 146H9L10 147V151H9V149L6 150L5 145L6 144L9 145V143H7ZM15 143L17 144L16 146H14ZM21 145L25 146V148L27 147L26 148L27 152L24 151L25 148L23 146H21ZM2 147H4L5 149L2 148ZM28 148H29V151H28ZM244 148L245 147H242V151L244 150ZM6 151H7V153H6ZM11 152H12V154L14 152L17 153V156H15L16 155L15 153L13 155H11V156H13V158L15 157V159L16 158H19V159L18 160H15V159L13 160L11 158V156H9ZM18 152H19V154H18ZM28 152H29V154H27ZM25 153L27 155H25ZM99 153H100V155L101 154L103 155V152L101 153V151H100ZM18 155H20L21 157H18ZM8 156H9V158H8ZM6 157H7V159H6ZM47 157L48 156H45L44 159H49ZM56 157H58V156H56ZM3 158H5V159L3 160ZM20 158H22V159H20ZM32 158H34V157H32ZM99 158L101 159L100 156H99ZM11 159H12L13 162L11 161ZM5 160H8V161L10 160V163L12 162L11 165L13 167L9 166V162H6ZM108 160H110V159H108ZM243 160H244V156H242V160L240 162L243 163ZM19 161H20V163H18ZM26 161H28V160H26ZM66 161H68V160H66ZM85 161H88V160L85 159ZM110 161H108L109 163H108V167L106 169V171L108 173H106V172L104 173V174H106L107 178H106L105 175H102L104 177L103 179L105 181L102 180V178H100V182H103V181L106 182V183L103 182L102 185L103 184H105V185L106 184H108V185L110 184V186H111V184H112L111 180L114 179L112 177V175L114 174L116 176V180L118 181V183H121V181L123 180L121 185L123 184L122 186H124L123 189L125 191L124 194L126 193V197L127 196L130 197L131 200L134 199V200H136V203L138 201V203L140 204V199H139V196L137 194V191L134 190V189H136V184L132 183L131 178L129 179L127 175H125V179H124V176H123L124 173H122V171L118 170L117 172L118 173L120 172L119 173L120 176L119 175L118 176L121 177V178H119L117 176L118 173L116 171H114L115 168H116L115 161H113V160H110ZM64 162H65V160H64ZM68 163H69L70 168L67 165ZM60 165L61 166L63 165L61 169H60V167H61ZM57 166H58V168H57ZM66 166H67V169H66ZM14 167H15V169H14ZM261 167H263L262 168L263 170L259 169V171H258V172H260V174L258 173L259 177L262 176L261 174H264L263 173L264 172V164ZM49 168H51V170ZM111 168H112V170H111ZM11 169H13L12 170V172L14 173L13 177L18 179L19 183H17L16 180H15V183H13L14 181L12 182L10 180L11 179L10 177L12 176L11 175V173H12ZM59 169L61 170V172H59ZM65 169H66L67 173H65L66 172ZM82 169L83 168L79 169L80 172H81ZM52 170H55V171H52ZM62 170H64V172ZM75 170H73L72 173L76 172L78 169L76 171ZM79 170L76 173L70 174L69 176L72 175L74 178H72V176H71V177H69L68 181L73 179L75 183L77 181L76 185H78L79 181L82 182V179L79 178V177H78L79 180H77V179L75 180V176L76 175H74V174L79 173ZM83 171H84V169H83ZM55 172H57V173H55ZM256 172L253 175L254 177L256 176L255 178L252 176L251 180L248 179L247 181L244 182L245 185L243 187L242 186L238 187V188L241 189V191L238 188H235L236 192H235V189H234L232 192L230 191L228 193L229 195L227 194L229 199H231L230 201L232 202V203H230V202L228 203L230 205V209L232 208V205H234L233 202L236 203V204L238 202H240V204L238 203L237 205L241 206V208H242L241 209L242 210L241 213L243 212V215L246 216V214H247V218L251 222V226L254 228V234L255 235L253 237H251L250 238L251 240L249 239V241L248 240L247 241H245V240L241 241L240 240V242L239 241H236V242L234 241V242H230V243L228 242L226 244L225 240H220V244L218 242L217 245L216 244L213 245V248H215L216 250L222 248L223 251H224V254H227V256H231L232 260L236 261L237 264H239V262H240V264H248V262H249V264H251V263L252 264H264L263 263L264 262V190H263L264 189V185H263L264 177L263 178L262 177L259 178L257 176ZM51 173L52 174L54 173L55 175L54 174L52 175ZM62 173H63V175H62ZM60 175L63 176V177H61ZM7 176L8 177L10 176L9 177L10 179L7 178ZM51 176L52 177L54 176L53 180H49V178ZM59 176H60V178H58ZM77 176H79V175H77ZM13 177H12V180H14ZM52 177L50 179H52ZM55 177L58 178V182L56 181L57 179ZM117 177L119 178V180H118ZM257 177L259 179H262L261 182L258 179V183L259 184L261 183L263 185V187H261L262 185L260 187H258L259 186V184H258L257 187L259 189L256 187V185H257V181H256L257 179L256 178ZM3 178L4 179L5 178L8 179V182L6 180H3ZM253 178L256 179V180H254ZM73 180H72V183H73ZM249 180H250V183H251V181H254L252 183V185H251L252 187H254L253 191H252V187H251V190H250V188H248L246 186V183H249ZM2 181L4 182V185H3ZM59 181L60 182L63 181L64 185H63L62 182H61L62 185H59V183H60ZM117 181H116V183H117ZM125 182H127L128 186L126 185ZM70 183H68V184H70ZM75 183H73V184H75ZM80 183H79V185H80ZM124 183H125V185H124ZM13 184H15V185L13 186ZM253 184H256V185L253 186ZM105 185H103V186H105ZM108 185H106L105 188L107 187V189L112 190ZM12 186H13V190L11 189ZM17 186L19 187V188L16 189L17 191L19 189L25 187L24 190L26 191V193H24L25 192L24 190H22V191L20 190L19 191L21 193V195H19L20 194L19 192L16 193L15 192L16 190L14 189V187L16 188ZM126 186H127V189L128 188L132 189V187H133V190H131V191H130V189L125 190ZM245 186H246L247 189L246 188H245L246 190L242 189ZM5 188H7L6 189L7 191L5 190ZM68 190H70V189H68ZM247 190L248 191L250 190L249 193H248ZM255 190H257V191L255 192ZM60 191L62 193L65 192V197H64V194H62V193L59 194ZM68 192H70V193H68ZM77 192H79V191H77ZM233 192H234L235 195L233 194ZM31 194H33V196H35V198L32 197ZM57 194H59V195L57 196ZM133 194H135V195H133ZM60 195L61 196L63 195V196L61 197ZM66 195H68V196H66ZM241 195H242V197H240V198L242 200H243V198H246L247 196L248 197L245 200L241 201V199L238 198ZM243 195H244V197H243ZM18 196H20V197L17 199ZM27 196L29 198H27ZM30 196H31V198H30ZM21 197H23L22 198L23 200L21 199ZM57 197L58 198L61 197L59 199V201H57L58 200ZM86 197H87V199H86ZM84 198H85L84 200L87 201L88 204L86 202H84V204H85L84 206H87V207H85L86 210H82V213L85 216H87V217L91 216L90 217V221H92V223H91L92 226L96 225V223L98 222V219L102 220V219L106 218L105 216H103V214H102L103 212H101V210L99 209L97 204H92L93 206L91 205L90 202H92V201H90V200H92V199L90 198V196H85ZM251 198H253V199L251 200ZM28 199H29V201H28ZM34 199H36V200L34 201ZM40 199L42 201H45L44 202L45 204H43V202ZM49 200H51V201H49ZM62 201H65V202L62 203ZM32 202H35L36 204H38V202H39V204L41 203V205L38 204L40 206L39 207L38 205H34ZM138 203H137V206L134 208V212H133L134 216H132L133 217L132 220L136 224L139 223L140 219H141L139 217V214L137 213V210L140 208V206H138L139 205ZM91 206H92V208L90 209ZM136 208H137V210H136ZM45 209H42L43 210L42 212L44 214H45V212L48 213V214L51 213V209H50V211L47 210V209L45 210ZM91 210H92V212H91ZM93 211H95L94 212L95 214L93 213ZM90 212H91L92 215L90 214ZM99 212L101 214H99ZM138 217H139V219H138ZM258 218H260V219H258ZM259 228H261V229H259ZM7 237L8 238H6V240L8 242L11 241V239H12V241L13 240L16 241L15 245H19V243H20V238L19 237L12 236V235H9ZM58 242H59L58 240L57 241H53V240L50 241L49 240L48 244H50L52 247L55 248V246H56L55 243L57 245H59ZM108 242H109V240H108ZM76 243H75V245L73 244L74 248L72 247V249L77 251L80 248V250H78V252H82V248L78 245V242H76ZM105 243H107V242H105ZM30 245H32V244L29 242V245H27V246H25L23 248H20V250H18V252L20 254L19 253H15V256L18 257V256H22V255H27V251L29 250ZM61 245L63 246L64 244L60 243V246ZM67 245H69V244H67ZM227 245H229L230 248L227 247ZM51 246L48 245L45 248H47V247L51 248ZM56 247H58V246H56ZM237 247H238V249H236ZM0 248H2V245H0ZM67 248H69V247H67ZM224 249H227L228 251L225 252ZM246 249H248V250H246ZM250 249H252V250H250ZM255 249H256V251H255ZM60 250H62V249L60 248L59 250H57L58 254H59V252L60 253L63 252V251L61 252ZM64 251H66V250H64ZM11 252H13V251H11ZM78 252H76V253H78ZM243 253H244V255H243ZM233 254H234V256H233ZM59 255H58V257L64 258L62 254H59ZM245 255H246V257H245ZM80 257L82 259H84L82 257V255ZM75 258H77V259H75ZM82 259H79V260L81 261ZM242 259H243V261H242ZM62 261H64V260H62ZM77 261H78V256L77 257L74 256L73 258H66L65 257L64 264H67V263L71 264V262H72V264H81V263H79L80 261L79 262H77ZM112 264H113V262H112Z\"/></svg>",
    "mask_w": 264,
    "mask_h": 264
},
{
    "label": "water",
    "instance_id": "water-1",
    "mask_svg": "<svg viewBox=\"0 0 264 264\" xmlns=\"http://www.w3.org/2000/svg\"><path fill=\"white\" fill-rule=\"evenodd\" d=\"M225 107H227V108H229V109H231V111L232 112H236L237 111V107H236V105L235 104H229V105H219L218 107H217V109H222V108H225ZM246 137H247V135H246ZM249 137V136H248ZM242 162H240V164H241ZM243 164V163H242Z\"/></svg>",
    "mask_w": 264,
    "mask_h": 264
}]
</instances>
